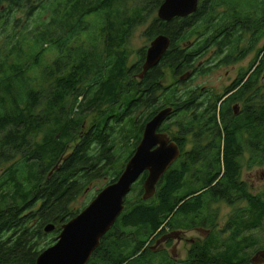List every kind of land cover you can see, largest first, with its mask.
I'll use <instances>...</instances> for the list:
<instances>
[{"label":"trees","instance_id":"obj_1","mask_svg":"<svg viewBox=\"0 0 264 264\" xmlns=\"http://www.w3.org/2000/svg\"><path fill=\"white\" fill-rule=\"evenodd\" d=\"M130 1L134 5L129 8L127 0H45L37 9L46 19L28 29L9 18L22 0H0V6L6 3L0 11V163H9L0 174V264H34L79 213L72 204L83 188L100 175L111 177L106 185L117 180L155 113L147 109L148 99L159 90V66L174 77V72L190 70L210 49L221 50L226 19L235 26L253 20L254 28L264 30V0H197L195 13L169 22L155 16L163 0ZM148 21L146 40L163 35L169 48L159 66L136 81L145 50L130 63L126 42ZM47 52L53 59L45 64ZM203 66L197 68L199 75L209 70ZM165 91L166 104L174 108L179 95L173 87ZM261 115L264 149V95ZM91 116L94 120L83 131ZM199 117L200 133L206 122L202 126ZM113 122L119 127L114 129ZM198 137L195 144L202 142ZM120 148H126L124 159L117 155ZM226 158L225 178L233 173ZM212 170L218 173L219 165ZM184 172L171 166L146 201L143 173L87 264H252V257L264 250V194L229 217V231L210 230V246L194 244L183 261L150 249L165 229H187L206 217L208 184L198 185ZM207 179L208 174L201 180ZM214 220L210 212V229ZM49 224L54 229L46 234Z\"/></svg>","mask_w":264,"mask_h":264},{"label":"flooded vegetation","instance_id":"obj_2","mask_svg":"<svg viewBox=\"0 0 264 264\" xmlns=\"http://www.w3.org/2000/svg\"><path fill=\"white\" fill-rule=\"evenodd\" d=\"M44 1L22 0V4H19V11L30 13L31 10L38 7L40 2ZM5 5L6 3L0 6V11H3ZM247 22L249 24H242L241 21L240 25L235 26L230 24L229 19H226L223 29V48L221 50L210 49L211 57L208 63L210 73L220 67L231 68L234 72L232 78L228 77V70L224 72L228 80L218 94L214 93L211 88L207 91L193 85L192 79L196 76L195 73L199 66L196 61L191 65L190 70L182 73L174 72V84H176L174 89L180 97L178 96L174 100L175 107L173 108L165 101V90L168 85L167 87L162 85L166 68L159 66L160 62L155 66H159L158 72L161 74L156 83L159 90L153 99H148L147 112L150 115L155 113L146 122L150 121L159 111L171 108L170 114L156 129V133L165 135L169 142L174 143L178 148V158L169 168L175 165L178 169H185L183 176L194 178L193 181L198 185L208 184V191H210L206 204H203V212L206 213V217H203L197 226L177 230L165 229V232L160 236V238L171 236L158 244L157 247L167 259L179 261L175 251L183 243L192 247L198 242H207L210 246V230L217 231L216 223L214 228L210 229V212L214 215L211 210L213 205L224 204L231 207L244 202V206L235 208L234 213L244 209L248 200L264 194L263 131L260 128L261 121H263L261 109L264 95V30L262 33L257 26L254 28L253 20H247ZM243 41L246 43L243 44ZM259 44H261L260 49L254 51L253 48ZM250 53L252 59L244 65H238ZM221 59L222 64H220ZM134 80L138 81L139 79L134 76ZM197 117L200 118L202 126L206 122L205 129L200 127L206 135L203 132L199 133ZM170 131L175 134L172 135L169 133ZM198 136L202 137L203 142L195 144L197 140H194V137L199 138ZM188 137L194 146H186ZM173 139L176 140V143ZM217 141L220 143L219 147ZM226 146L227 150H225ZM226 155V159L229 158L233 166V173H230L227 178H225ZM217 164L220 171L218 173L214 170L210 172V169ZM206 173L208 179L202 181V176H206ZM214 188H216V193H212ZM253 190L256 192L252 193ZM200 194L202 191L197 192L194 196ZM227 230L229 231V228L227 229L225 224L224 228L218 232L225 233ZM189 232L197 233L199 237L186 239L185 235ZM169 246L170 254L166 252Z\"/></svg>","mask_w":264,"mask_h":264},{"label":"water","instance_id":"obj_3","mask_svg":"<svg viewBox=\"0 0 264 264\" xmlns=\"http://www.w3.org/2000/svg\"><path fill=\"white\" fill-rule=\"evenodd\" d=\"M196 9L197 0H163L156 11V18L161 22H169L174 18L184 19L195 13ZM168 48L169 40L163 35L149 42L141 71L137 75L139 80L160 62ZM170 112L171 108L163 109L144 124L140 140L117 180L102 188L78 214L61 227L55 242L40 252L34 264H87L101 238L123 211V201L130 187L143 173L146 176L142 183V199L146 201L153 197L159 180L179 155L174 143L169 142L165 135L156 133L160 122ZM53 229V225L49 224L44 232L50 233ZM169 237H161L155 245ZM251 263H264V251L257 252Z\"/></svg>","mask_w":264,"mask_h":264},{"label":"rangeland","instance_id":"obj_4","mask_svg":"<svg viewBox=\"0 0 264 264\" xmlns=\"http://www.w3.org/2000/svg\"><path fill=\"white\" fill-rule=\"evenodd\" d=\"M247 4L249 5L250 2H248ZM133 5H134L133 1L127 0V7L130 8ZM26 13L27 12L17 11V12H14L13 14H9V18H11V19L15 18L16 20L19 21V24H21V26H26L28 29L34 28L35 25L39 24L40 20L44 21L46 19L45 15H41V13L38 12L37 8H34L33 12H31L30 15L27 17H26ZM155 16H156V14H155ZM148 23H149V21L145 25L137 27L131 33L129 38L127 39L126 48L130 53V59H129L130 63H133L137 60V54L136 53L138 51H140L141 49L145 50L149 45V42L143 36V31L146 28ZM245 43L243 41V44H245ZM260 45L261 44L255 46L253 48L254 51L260 49ZM246 47L248 49V46H246ZM210 57H211V50L208 53H206L200 59V61H198L196 63L198 65H204L202 67L203 70L209 69L208 63L210 62ZM52 59H53L52 53L48 54V52H47V53H45V57L43 58V62L45 64H48V63H51ZM251 59H252V54L250 53V54H248L246 59H244V61H242L238 65H244L246 62L250 61ZM227 70L229 71L228 77L232 78L234 75V72H232L231 68L230 69H223V67H220L218 70L216 69V70H214V72H211V73H210V69H209L204 74H201V75H199L198 73H195L196 76H194L192 79V81L194 82L193 85L198 86L199 89L203 88L204 90H207V91L210 90V88H211L214 93L218 94L219 92H221L222 86L225 85L227 80H228V78H226V76L224 75V72ZM38 73H39V71H38ZM38 73L36 72L33 74L38 75ZM30 76H33V75H30ZM174 81H175V78L173 77L171 70L166 69L164 71V77L162 79V85L166 86V87L168 85V87L174 88V86L176 85V84H174ZM263 82H264V73H263ZM144 112H145V110H144ZM144 117H143V119H144ZM143 119H141V123L143 122ZM93 120H94V118L92 116L88 117L85 120V122L83 123V131L88 129L89 125L92 123ZM139 124H137L138 127H139ZM111 126H113L114 129L119 127V126L115 125L114 122H113V124L111 123ZM173 131H170L169 133L174 135L175 133ZM72 145L73 144H71L69 146V148L72 147ZM187 145L188 146H190V145L194 146L193 142L191 141V139L189 137L186 139V146ZM117 146H118V144H117ZM69 148H68V151L66 152V154L70 152ZM125 153H126V148H120V150L117 152V155L118 156L124 155V157H123V159H124L127 155ZM8 165H9V163L8 164L0 163V174L2 173L3 169H5ZM116 165H118V166L115 168V171H117L119 169V167H121L120 163H118ZM110 180H111V177L109 175H104V176L100 175L98 178L91 180L90 183L86 185V188L85 189L83 188V192L81 193V195L78 196L77 199L75 200V202L72 204L73 209H78L80 212L93 199V197L97 194V192L100 191L102 188H104ZM255 186H258V185H255ZM251 192L255 193L256 191L253 190ZM241 206H244V202H240V203L236 204L235 206H231V207L226 206L224 204H216V205L212 206L211 210L213 211V214L215 215L214 221L216 223L217 231L224 228L226 221L232 215L235 208L241 207ZM263 235H264V233H263ZM252 236L253 237L257 236L259 238L258 233H254V234L252 233ZM261 236H260V238H261ZM198 237H199V235L197 233H194V232H189V233H186V235H185L186 239H197ZM261 239H263V238H261ZM154 242H156V241H154ZM198 243H200V242H198ZM159 244H161V243H159ZM149 246H150V249L153 248V249H151L152 251L161 252L160 250L157 249L158 245H155V243H151ZM190 250H191V246H188V244H184V243L180 244L179 247L177 248V250L175 251L176 258L179 259V261H183V260L187 259L188 252ZM166 252L168 254H170V246L167 247Z\"/></svg>","mask_w":264,"mask_h":264},{"label":"bare ground","instance_id":"obj_5","mask_svg":"<svg viewBox=\"0 0 264 264\" xmlns=\"http://www.w3.org/2000/svg\"><path fill=\"white\" fill-rule=\"evenodd\" d=\"M162 121H163V120H162ZM162 121H161V122H162ZM161 122H160V123H161ZM131 187H132V186H131ZM131 187H130V189H131ZM129 192H130V191H129ZM124 199H125V198H124Z\"/></svg>","mask_w":264,"mask_h":264}]
</instances>
